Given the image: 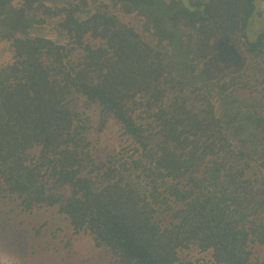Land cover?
<instances>
[{
  "label": "trees",
  "instance_id": "obj_1",
  "mask_svg": "<svg viewBox=\"0 0 264 264\" xmlns=\"http://www.w3.org/2000/svg\"><path fill=\"white\" fill-rule=\"evenodd\" d=\"M47 1L0 0L5 191L27 210L57 205L121 264H192L179 257L192 246L249 264L264 245L259 0ZM74 94L129 148L94 158Z\"/></svg>",
  "mask_w": 264,
  "mask_h": 264
},
{
  "label": "rangeland",
  "instance_id": "obj_2",
  "mask_svg": "<svg viewBox=\"0 0 264 264\" xmlns=\"http://www.w3.org/2000/svg\"><path fill=\"white\" fill-rule=\"evenodd\" d=\"M47 2L51 6L60 4L58 0ZM103 4L107 5L108 0H103ZM133 16L121 15L120 18L131 26L136 21ZM263 30L264 0H259L249 26V38H257ZM70 99L71 109L78 113L82 124L87 128L84 138L90 142L94 158H100L104 162L108 157L121 153L123 148H129L128 138L122 135L121 124L104 116L98 103H90L76 94ZM137 115L141 116L139 112ZM130 154L131 151H128L124 155L128 158ZM142 169L135 168L132 171L136 175H142ZM156 213L155 218H160L165 225H169V212ZM251 249L253 254L249 264H264V245L251 244ZM179 257L192 264H217L212 250L201 251L195 246L179 250ZM0 264L121 263L106 247L96 246L89 230L76 231L70 219L59 212L57 205L43 204L34 206L31 210L24 209L16 196L5 191V185L0 180Z\"/></svg>",
  "mask_w": 264,
  "mask_h": 264
}]
</instances>
